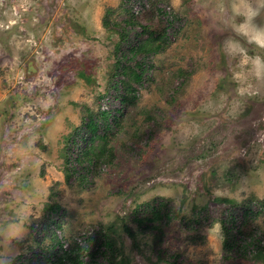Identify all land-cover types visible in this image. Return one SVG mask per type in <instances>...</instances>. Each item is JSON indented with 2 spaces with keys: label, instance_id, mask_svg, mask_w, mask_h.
Returning <instances> with one entry per match:
<instances>
[{
  "label": "rangeland",
  "instance_id": "obj_1",
  "mask_svg": "<svg viewBox=\"0 0 264 264\" xmlns=\"http://www.w3.org/2000/svg\"><path fill=\"white\" fill-rule=\"evenodd\" d=\"M222 3L0 0V264L50 248L32 227L54 204L68 249L90 234L111 243L83 251V264H264V82L224 55ZM131 17L155 29L174 20L159 51L139 54L136 103L92 140L95 162L68 175L73 130L118 107L117 54L130 52L117 31ZM148 201L164 211L143 230L133 216ZM228 226L255 233L258 251L227 254Z\"/></svg>",
  "mask_w": 264,
  "mask_h": 264
},
{
  "label": "trees",
  "instance_id": "obj_2",
  "mask_svg": "<svg viewBox=\"0 0 264 264\" xmlns=\"http://www.w3.org/2000/svg\"><path fill=\"white\" fill-rule=\"evenodd\" d=\"M135 3L136 2L133 1L132 5ZM173 20L172 18L168 20L165 25H162L160 29H155L147 27L146 25H141L139 21L131 17L125 29L121 28L117 31V33L123 36V39L119 38V44H127L129 46L128 51L130 52V57H127V50L119 51L117 54V61L113 73L115 77L111 87L114 90L112 94L114 102L118 103V107L113 113L107 109H99L95 114L89 113L87 117L83 118L82 124L73 130V133L67 140L66 146L68 153V166L66 170L68 175L78 171L77 165L80 166L82 171H85L84 167H88V165L84 166V162L88 164L92 161L95 162L96 152L94 150L91 151L92 140L95 138L105 139L120 109L127 108L136 103L137 88L133 84L140 83L147 72L145 69L146 58L139 54H152L159 51V46H153V43L157 39L164 41V39L167 38L165 29L173 25ZM104 24L107 25L108 23L104 21ZM144 34H146L145 37H143ZM117 83L119 86L123 87L122 91L117 90ZM100 151L103 150L100 148ZM247 208H249V206ZM163 211V207L161 206L152 205L151 207L149 201L144 202L139 204L136 214L133 216V220L143 230L150 229L157 225ZM248 213L249 211H244L242 215V226L249 220ZM231 217L233 216L231 215ZM61 221L62 213L59 209V205H49L45 215L39 222L33 225L32 229L34 230L35 241L37 240V242H40L42 238H49L52 240L50 248L38 247L35 251H33L34 247L29 248L28 251H33V253L31 255L30 253L24 254L21 258L25 264H66L67 260L71 262L70 264H83L81 259L83 251L89 256L100 253H104L103 255L107 254V252L105 253V249L108 248L111 243L108 240H97L96 243H92V234L83 237L86 241V247L75 243L74 247L71 246L68 250L63 249L61 233H58V229H61ZM126 231L132 234L129 227H126ZM258 244L255 233L251 231L240 228L235 230L234 233L232 227L229 226L224 229L223 247L227 254H229L228 252H233V254L237 253L242 255L245 253L257 252L259 248ZM110 263L113 264V261H110Z\"/></svg>",
  "mask_w": 264,
  "mask_h": 264
},
{
  "label": "clouds",
  "instance_id": "obj_3",
  "mask_svg": "<svg viewBox=\"0 0 264 264\" xmlns=\"http://www.w3.org/2000/svg\"><path fill=\"white\" fill-rule=\"evenodd\" d=\"M214 14L228 21L232 33H223L224 55L239 65L242 74L264 82V55L250 51H264V0H223Z\"/></svg>",
  "mask_w": 264,
  "mask_h": 264
},
{
  "label": "built area",
  "instance_id": "obj_4",
  "mask_svg": "<svg viewBox=\"0 0 264 264\" xmlns=\"http://www.w3.org/2000/svg\"><path fill=\"white\" fill-rule=\"evenodd\" d=\"M67 244H68V242L67 241H62V247L64 248V249H68L67 248Z\"/></svg>",
  "mask_w": 264,
  "mask_h": 264
}]
</instances>
